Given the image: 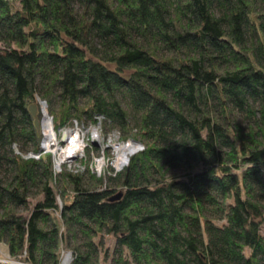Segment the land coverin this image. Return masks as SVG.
<instances>
[{
	"label": "trees",
	"instance_id": "1",
	"mask_svg": "<svg viewBox=\"0 0 264 264\" xmlns=\"http://www.w3.org/2000/svg\"><path fill=\"white\" fill-rule=\"evenodd\" d=\"M37 99L54 127L143 149L56 173ZM0 244L25 264H264V0H0Z\"/></svg>",
	"mask_w": 264,
	"mask_h": 264
},
{
	"label": "rangeland",
	"instance_id": "2",
	"mask_svg": "<svg viewBox=\"0 0 264 264\" xmlns=\"http://www.w3.org/2000/svg\"><path fill=\"white\" fill-rule=\"evenodd\" d=\"M36 101L40 102L41 106L44 104L46 105V107L44 106L42 108L43 112L48 114V116L52 117L50 115V113H48L47 111V104L44 100H40V99H37ZM35 101V102H36ZM68 121V125H69V122L70 120H67ZM66 121V122H67ZM41 124L40 123V126H39V129H40V135H41ZM74 124V123H73ZM72 124V125H73ZM52 125H53V120H52ZM69 125L70 128H72V130H77L79 135H80V138L81 140L87 145L86 147L83 148V154L84 156H76V157H73L74 159L71 160V161H68L66 163H61V167H71L70 169H74V168H79L82 169V167L84 166H88V167H92L94 169L95 172L99 173L103 176H105L106 174H115L116 172H119L121 170H117V168L115 167V165H112L110 166V164L108 165L106 163V159H108L110 157V153H111V149L112 146L116 143L119 142V139L117 138V134L113 135V134H106L104 132H102L100 129L98 131V140L99 142H92V133L95 131V128L93 127H90V126H81L80 124L78 125ZM129 141H132V143L134 144L132 146L133 151L132 152H128L127 155H129L130 157L135 153V150H140L143 149V145L139 142V141H134L132 139H129ZM44 146H45V142H43ZM138 144H141V147H139ZM41 145H42V141H41ZM107 145H110L109 147H107ZM66 147L65 145H61L60 148H59V151L61 150H65ZM43 151L42 152H39V153H48L50 156H51V159H52V152L51 151H45V148L42 149ZM49 150V149H48ZM82 154V155H83ZM34 155V154H32ZM36 155H40V154H36ZM57 157V156H56ZM83 157H87V159L84 160ZM92 158H93V162H92ZM103 159V161H102ZM101 163V165H100ZM100 165V166H99ZM123 170V169H122ZM104 185V183L102 184ZM62 199H60V203H61ZM105 243L106 245L109 246V249L112 248L113 246V238L111 236H106L105 238ZM0 252L1 254H4V260L6 262H9V263H12V264H25V263H21V262H18V261H15L13 259H9L8 258V255L6 254V251L4 249V246L0 244ZM64 256L66 254H69V261L67 264H70L71 262V254L66 250L64 253ZM63 256V257H64ZM101 264H109V262H103L101 261Z\"/></svg>",
	"mask_w": 264,
	"mask_h": 264
},
{
	"label": "built area",
	"instance_id": "3",
	"mask_svg": "<svg viewBox=\"0 0 264 264\" xmlns=\"http://www.w3.org/2000/svg\"><path fill=\"white\" fill-rule=\"evenodd\" d=\"M46 107V106H45ZM46 122H48L49 124V128H50V134H51V139L47 141V138H46V135L45 133L47 132V127H46ZM41 137H42V148H45V151H51L52 152V162H53V167H54V170L56 173L60 172L62 167H61V163H66L68 161H71L73 160L74 158L73 157H76V156H84L83 154V148L86 147L87 145L81 140L80 138V135L78 133L77 130H72V128H70L69 125H78L80 124L76 119H73V120H70L69 122V125L66 123L64 125H61L59 127H54V124L52 125V117L48 116V114L45 113V118L42 120L41 122ZM72 125V126H73ZM82 127L83 126H86V125H83V124H80ZM87 126H90V127H93L95 128V131L92 133L91 137H92V142L96 143V142H99L98 140V131L99 129L103 131V128L101 127V124H96V125H87ZM100 132V131H99ZM105 133V132H104ZM106 134H117V138L119 139V142L114 144L112 146L111 149V153H110V157L108 159H106V163L110 166L112 165H115L116 167V163L118 162V160L121 158L122 156V150H123V147L124 146H128V145H134L132 143V141H129L128 140H122L120 138V135L117 131H111V132H107ZM65 137V138H64ZM72 137H75L77 141L80 142V144L82 145V149L80 151H77V153L75 154H68L69 151H67V153H64V151L67 149V145L68 143L70 142L71 138ZM64 138V141H62V139ZM43 142H45V146L43 144ZM61 145H65L66 149L65 150H61L59 151V148ZM139 147H141V144H138ZM110 145H107V147H109ZM49 149V150H48ZM141 150V148H140ZM139 150H135V153L138 152ZM64 153V155H63ZM83 154V155H82ZM32 156H35V157H38V155H32ZM57 156V157H56ZM125 156H129V155H125ZM84 160L87 159V157H83ZM103 161V159H102ZM92 162H93V158H92ZM104 162V161H103ZM101 165V163H100ZM99 165V166H100ZM71 167H68L69 170H74L76 171L77 168H74V169H70ZM84 166L82 167V169L79 168L78 166V169L80 170H84ZM117 168V167H116ZM90 169L96 173V175L100 176V172L97 173L94 171V169L90 166ZM3 261H5L3 259Z\"/></svg>",
	"mask_w": 264,
	"mask_h": 264
},
{
	"label": "bare ground",
	"instance_id": "4",
	"mask_svg": "<svg viewBox=\"0 0 264 264\" xmlns=\"http://www.w3.org/2000/svg\"><path fill=\"white\" fill-rule=\"evenodd\" d=\"M43 107L44 106L42 105V108ZM46 127H47V132L45 133V135H46V138H47L46 142H48L51 139V134H50L51 132H50V128H49L48 122H46ZM81 149H82V145L80 144V142L77 141L75 137H72L70 142L68 143L67 149L64 151V153H67V151H69L68 154H75V153H77V151H80ZM133 149L134 148H132L131 144L128 145V146H124L123 150H122L121 158L124 157L128 152H132ZM64 153H63V155H64ZM69 258H70L69 254H66L64 256V258H63L62 264H67L68 261H69Z\"/></svg>",
	"mask_w": 264,
	"mask_h": 264
},
{
	"label": "water",
	"instance_id": "5",
	"mask_svg": "<svg viewBox=\"0 0 264 264\" xmlns=\"http://www.w3.org/2000/svg\"><path fill=\"white\" fill-rule=\"evenodd\" d=\"M43 106H46V105L43 104ZM30 112H31L32 119H33L34 124H35V128H36V130H38L39 129V126H40V123L45 118V113L42 110V106H41L40 102H38V101L34 102L30 106ZM64 138L62 139V141H64ZM41 141H42V137L40 135L38 137V140H37L38 146H39V152H42L43 151L42 150L43 148H42V145H41ZM120 196H121V193L119 192V193H116L113 196H111L109 199L110 200H116V199H119Z\"/></svg>",
	"mask_w": 264,
	"mask_h": 264
},
{
	"label": "clouds",
	"instance_id": "6",
	"mask_svg": "<svg viewBox=\"0 0 264 264\" xmlns=\"http://www.w3.org/2000/svg\"><path fill=\"white\" fill-rule=\"evenodd\" d=\"M130 163V156H124L116 163L117 170H122ZM0 264H6V262H0Z\"/></svg>",
	"mask_w": 264,
	"mask_h": 264
}]
</instances>
